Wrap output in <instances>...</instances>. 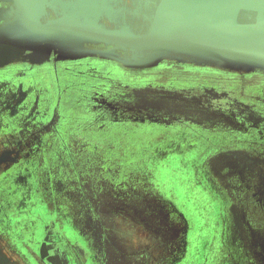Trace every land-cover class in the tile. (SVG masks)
Wrapping results in <instances>:
<instances>
[{
  "label": "flooded vegetation",
  "instance_id": "1",
  "mask_svg": "<svg viewBox=\"0 0 264 264\" xmlns=\"http://www.w3.org/2000/svg\"><path fill=\"white\" fill-rule=\"evenodd\" d=\"M0 7H8V3ZM56 61L52 56L41 65L17 63L18 68L12 70L32 73L33 69L45 71L51 64L54 72ZM210 76L205 70L204 93L219 96L214 92H219V85L212 84L210 88L214 87V91L208 90L206 79ZM39 85L45 90V86ZM19 89L28 90L23 82ZM123 93L124 90L115 89L96 97L102 103L115 95L135 105L143 100L134 94L128 98ZM210 95L204 99V116L196 118L197 123L172 119L184 127L180 131L176 129L184 142L171 149L150 148L151 159H156L160 152H172L175 147L200 149L198 173L202 191L207 198L205 189L214 191L221 206L217 211V205L211 203L213 211L204 212L203 218L196 217L195 212L192 218L184 209L183 203L187 208L185 199L164 192L160 184L155 187L152 182L142 184L128 173L114 178L107 172L101 178V187L93 188L92 178L82 182L77 178L66 180L60 163L58 194L50 195L38 185L40 193L35 196L32 162L28 164L19 159L20 149L34 144L44 150L39 145L42 139L55 131L53 127L58 120L68 118L62 114L59 119L62 91L54 99L49 121L26 114L27 101L18 104L15 110L14 105L10 106L7 120L0 121V129L5 132L0 137V264H189V261L212 264L214 259L209 249L214 241L198 234L207 232L208 226L212 234H220L224 240L226 234H232L231 243L228 235L224 249L229 254V264H264V194H256V183L251 181L257 165L264 169V159H257L258 153L264 155V133L260 137L253 123L240 119L236 113L227 110L221 116L212 112L207 106L220 107L223 99L213 100ZM193 126L197 128V138L186 130ZM14 140L17 146L11 145ZM243 166H247L246 171ZM27 192L32 198L29 204L25 200ZM35 221L43 223V235L40 243L32 247L31 239H39L38 234L35 237ZM198 235L203 239H198ZM195 252L196 256L191 259Z\"/></svg>",
  "mask_w": 264,
  "mask_h": 264
},
{
  "label": "rangeland",
  "instance_id": "2",
  "mask_svg": "<svg viewBox=\"0 0 264 264\" xmlns=\"http://www.w3.org/2000/svg\"><path fill=\"white\" fill-rule=\"evenodd\" d=\"M7 3L8 7H0V24L16 8L13 2L0 0V5ZM122 5L128 17H136L134 5L125 2ZM84 49L81 54L74 56L53 51L43 62L20 60L0 66V121L7 120L10 106L14 105L15 110L23 101L28 102L26 114L49 121L53 115L51 110L54 99L61 91L59 119L62 114L71 118L69 121L68 118L57 121L53 127L55 131L39 144L40 147H45L44 150L37 149L31 143H28L31 147L23 146L20 149L22 155L19 159L28 164L32 162L34 178L31 182L35 196L40 193L39 186L50 195L58 194L56 184L57 177H61L58 169L60 163L66 180L77 178L80 182L92 178L93 188L101 187V178L107 172L114 178L128 173L129 177L142 184L152 182L154 187L160 184L164 192L185 199L187 208L182 200L184 209L192 218L194 212L199 218L204 217V212H212L214 207L211 203L217 205V211L221 210L214 191L205 189L208 198L202 191L204 189L198 173L201 170L200 149L175 147L172 152H160L156 159L150 158L151 149L159 146L161 150L171 149L179 142H184V137L179 136V131L184 127L179 122H173L174 117L194 124L198 122L196 118L204 116V99H208L210 95L204 93L205 70L212 74L206 79L209 82L208 90L214 91V87L210 88L212 84L219 85L220 88L219 92L214 91L219 96H210L213 100L218 97L223 99L220 107H207L221 116L227 110L231 114L236 113L240 119L253 123L257 134L262 135L264 69L222 64L178 52H171L154 60L156 55L153 57L151 50L123 49L114 44L86 43ZM52 56L57 58L54 72L51 64L45 70L48 72L33 69L32 73H23L12 70L18 68L17 63L45 64ZM25 78L27 80L24 81ZM22 82L28 89L23 92L19 89ZM39 83L45 86V90L41 89ZM115 89L124 90L123 94H127L128 98L134 94L143 100L135 105L125 98L122 99L123 102L115 95L114 98L109 96V101L102 103L96 97L101 92L107 93ZM213 115L214 113L210 116ZM171 129L179 131L169 132ZM196 129L193 126L186 130L191 133L190 136L197 138ZM4 133L0 129V137ZM8 139L9 136L6 142ZM11 145L17 146V141L14 140ZM257 159H264V155L258 153ZM245 168L247 166H243L244 171ZM252 175L254 179L251 181L256 183V194L263 195L264 169L257 165L256 173ZM204 180L207 182L205 176ZM25 200L27 204L31 203V193L27 192ZM42 227L43 223L35 221V237L38 234L39 239H31L32 247L40 243ZM208 227L207 232L198 234H202L205 240L214 241L209 249V254L214 259L212 264H229V254L224 249L228 235L231 243L232 234H226L224 240L219 237L220 234H212L211 226ZM202 235H198V239H203ZM196 254L195 252L191 259ZM196 262L189 261V264Z\"/></svg>",
  "mask_w": 264,
  "mask_h": 264
},
{
  "label": "water",
  "instance_id": "3",
  "mask_svg": "<svg viewBox=\"0 0 264 264\" xmlns=\"http://www.w3.org/2000/svg\"><path fill=\"white\" fill-rule=\"evenodd\" d=\"M6 1L16 8L0 24V66L105 43L151 50L154 60L178 52L264 69V0ZM124 2L136 17H128ZM184 8L192 12H179Z\"/></svg>",
  "mask_w": 264,
  "mask_h": 264
},
{
  "label": "bare ground",
  "instance_id": "4",
  "mask_svg": "<svg viewBox=\"0 0 264 264\" xmlns=\"http://www.w3.org/2000/svg\"><path fill=\"white\" fill-rule=\"evenodd\" d=\"M190 11V12H192V10H190V9H188V8H184V9H182V10H179V12H184V11ZM195 11V10H194Z\"/></svg>",
  "mask_w": 264,
  "mask_h": 264
},
{
  "label": "crops",
  "instance_id": "5",
  "mask_svg": "<svg viewBox=\"0 0 264 264\" xmlns=\"http://www.w3.org/2000/svg\"><path fill=\"white\" fill-rule=\"evenodd\" d=\"M196 264H201V263H199V262L197 261Z\"/></svg>",
  "mask_w": 264,
  "mask_h": 264
}]
</instances>
